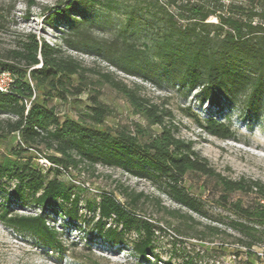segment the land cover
Returning <instances> with one entry per match:
<instances>
[{"label": "trees", "instance_id": "trees-1", "mask_svg": "<svg viewBox=\"0 0 264 264\" xmlns=\"http://www.w3.org/2000/svg\"><path fill=\"white\" fill-rule=\"evenodd\" d=\"M259 1L264 7V0ZM121 3L125 23L108 40L91 31L84 1L63 0L43 9L48 12V23L52 19L65 22L61 43L74 50L101 55L126 73H159L188 89L198 87L201 99L207 98L214 106L219 107L221 99L226 98L231 104L241 102L256 111L264 99V24L253 23L252 18L259 15L264 19L263 13L244 19L233 12L232 7L237 6L225 7L218 0ZM210 15L216 16L217 21H207ZM138 27L145 33L144 48L138 45ZM147 51H151L154 60L146 58ZM0 71L13 75L8 91H0V114L13 117L5 121V132L15 133L19 139L8 154H0V219L6 225L36 236L43 245L60 249L57 231L49 225L47 214L66 216L69 224L90 223V230L107 242L119 246L130 243L135 264H147L149 257L158 258L154 241L156 231L161 229L138 206L147 196L125 187L119 189L123 201L114 192L106 191L85 197L84 187L59 176L68 169L83 171L96 164L119 167L152 181L187 210L208 217L202 201L182 183L188 172H199L214 179L221 205L230 192L253 196L255 201L248 204L230 203L235 218L227 226L237 233L234 241L238 246L264 258V182L242 176L229 178L213 169L192 141L175 134L174 126L166 121L171 112L142 96L137 85L127 87L104 75L149 128L156 126L158 130L140 125L135 132L101 127L110 109L97 94L88 95L89 103L79 111L78 120L66 117L60 121L54 108L47 107L39 96L57 95L63 100L68 94L79 96L86 89L83 85L91 68L66 55L60 44H49L34 32L19 33L13 46L0 50ZM73 78L77 84L71 82ZM83 117L89 122H84ZM202 126L222 139L234 135L225 121L208 117ZM39 145L53 151L51 155L43 154L51 163L47 168L34 162L29 151ZM82 203L88 217L86 212H80ZM30 204L37 205L40 211L19 214L11 206L24 208ZM206 228L220 231L215 225ZM255 246L260 248V254L255 252ZM187 264L196 263L191 258Z\"/></svg>", "mask_w": 264, "mask_h": 264}, {"label": "rangeland", "instance_id": "rangeland-1", "mask_svg": "<svg viewBox=\"0 0 264 264\" xmlns=\"http://www.w3.org/2000/svg\"><path fill=\"white\" fill-rule=\"evenodd\" d=\"M59 1L63 0H0V50L13 46L19 33L30 31L49 44H60L66 55L79 59L91 68L83 85L86 89L79 96L68 94L67 100L57 95L39 96V100L47 107L54 108L60 121L66 117L78 120L79 111L84 110L89 103L88 95L97 94L99 100L110 109L101 127L111 131L127 128L135 132L136 126L140 125L146 129L158 130L156 126L149 128L146 120L133 111L126 97L105 79L104 75H107L127 87L137 85L142 96L170 111L166 121L174 126L175 134L192 141L195 150L217 172L229 178L242 176L264 182V99L256 107V111L241 102L231 104L226 98H222L217 107L207 98L201 99L198 87L188 89L186 85L159 73H126L101 55L74 50L61 43L62 30H66L65 22L52 19V23H48V12L43 9L45 6L59 4ZM81 1L88 5L90 29L95 36L108 40L117 35L126 17L121 0ZM218 2H222L225 7L230 4L237 6L232 7L233 12L244 19L253 13L264 14V7L259 0ZM207 21L216 22L217 18L210 15ZM252 22L264 24V19L256 15ZM136 35L138 45L144 48L143 29L138 27ZM145 56L148 60L155 59L151 51H147ZM71 82L77 84L74 78ZM208 117L228 122L234 132L233 137L222 139L208 133L202 126ZM9 118L13 117L0 114V154H8L19 141L15 133L5 132V121ZM83 120L89 122L86 117ZM29 151L39 166H51L43 154L51 155L52 150L39 145L38 149L35 147ZM59 178L84 187L85 197H96L99 192L106 191L114 192L123 201L119 189L125 187L147 196L138 206L161 227L156 231L154 241V252L158 258L149 257L150 262L147 264H187L191 258L196 264H264V258L248 254L243 247L238 246L234 241L237 233L227 226L229 220L235 218L230 203L240 201L248 204L255 201L253 196L230 192L227 200L223 201L224 205H221L217 199L219 188L214 184L213 178L204 174L188 172L182 183L189 193L202 201L203 210L208 217L187 210L157 189L152 181L138 178L119 167L96 164L83 171L68 169ZM156 199L160 201L159 204ZM11 206L19 214H35L40 211L34 204L24 208ZM80 207V212H86L88 217L89 212L83 203ZM47 215L49 225L57 231L61 248L43 245L36 236L6 225L0 219V264H135L136 258L132 254L130 243L122 246L112 244L91 231L90 223L69 224L66 216L59 217L51 212ZM207 225L218 226L220 231L212 232L206 228ZM254 250L257 254L260 253L259 247L255 246Z\"/></svg>", "mask_w": 264, "mask_h": 264}, {"label": "built area", "instance_id": "built-area-1", "mask_svg": "<svg viewBox=\"0 0 264 264\" xmlns=\"http://www.w3.org/2000/svg\"><path fill=\"white\" fill-rule=\"evenodd\" d=\"M13 82V75L9 71H0V91L6 92ZM264 202V200H262ZM260 254V253H259Z\"/></svg>", "mask_w": 264, "mask_h": 264}]
</instances>
